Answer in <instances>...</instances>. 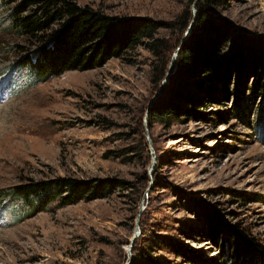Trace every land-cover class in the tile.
Listing matches in <instances>:
<instances>
[{
    "label": "rangeland",
    "instance_id": "obj_1",
    "mask_svg": "<svg viewBox=\"0 0 264 264\" xmlns=\"http://www.w3.org/2000/svg\"><path fill=\"white\" fill-rule=\"evenodd\" d=\"M18 2L0 0V192L57 176L116 177L125 185L106 198L53 201L32 215L22 200L0 199V264H233L221 241L207 237L203 207L264 246V92L249 97L246 89L241 118L230 98L199 108L204 119L148 123L186 30H160L170 61L159 82L162 59L142 44L100 67L34 81L19 61L34 53L35 39L11 27ZM77 2L171 22L193 5ZM218 11L264 35V0H229ZM246 81L248 88L252 78Z\"/></svg>",
    "mask_w": 264,
    "mask_h": 264
},
{
    "label": "trees",
    "instance_id": "obj_2",
    "mask_svg": "<svg viewBox=\"0 0 264 264\" xmlns=\"http://www.w3.org/2000/svg\"><path fill=\"white\" fill-rule=\"evenodd\" d=\"M192 3L194 0H188L187 7ZM228 3L196 2L190 33L177 55L175 70L149 109L148 123H170L181 114L204 119L199 108L230 98L233 113L241 118L247 104L242 98L246 89L249 97L264 92V35L251 33L221 15L218 9ZM192 17L187 10L182 18L171 22L150 16L111 15L80 5L77 0H19L11 14V27L22 37L35 39L34 53L19 61L30 67L34 81L68 70L100 67L142 44L162 59L163 65L157 69L159 82L170 61L164 58L166 41L158 36L160 30L178 25L184 32ZM250 77L251 84L246 88ZM124 185L116 177L57 176L13 185L7 192H0V199L22 200L32 215L53 201L65 206L106 198ZM201 213L207 237L221 241L224 256L231 263L264 264L260 242L210 208L203 207Z\"/></svg>",
    "mask_w": 264,
    "mask_h": 264
},
{
    "label": "water",
    "instance_id": "obj_3",
    "mask_svg": "<svg viewBox=\"0 0 264 264\" xmlns=\"http://www.w3.org/2000/svg\"><path fill=\"white\" fill-rule=\"evenodd\" d=\"M197 1H198V0H194V3H193V5H192V7H191V12H192L193 17H192V19L190 20V23H189L188 27L186 28V31H185V33H184L183 39H182V41H181V44L176 48V50H175V51L173 52V54H172L171 61H170V62H171V63H170L171 65H172V63H173V66H172L173 68H172V70H174V69L176 68L175 65H176V58H177V55H178V53H179V51H180V49H181L182 44H183L184 41L187 39V37H188V35H189V33H190V30H191L192 24H193V22H194V19H195L196 13H197L196 8H195V4H196ZM169 73H170V72L167 73L166 77L169 75ZM166 77L162 80V84H161V86H162L163 83L165 82ZM154 99H155V98H153L152 101H153ZM147 114H148V109H147L146 115H147ZM146 138H147L148 142H151L150 137H149L148 134L146 135ZM154 164H155V156L153 155V156H152V160H151L150 167H149V169H148L149 172L152 171ZM137 235H138V229H137V225H136V226H135V230H134V235H133V237H132V239H131V243H130V245H129L128 251L131 250L133 239H134ZM125 264H126V263H125Z\"/></svg>",
    "mask_w": 264,
    "mask_h": 264
}]
</instances>
